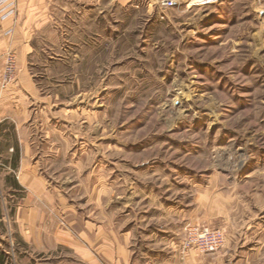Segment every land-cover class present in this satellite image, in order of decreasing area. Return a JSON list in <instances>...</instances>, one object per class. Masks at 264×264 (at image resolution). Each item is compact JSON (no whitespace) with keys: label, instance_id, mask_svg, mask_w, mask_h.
Listing matches in <instances>:
<instances>
[{"label":"rangeland","instance_id":"rangeland-1","mask_svg":"<svg viewBox=\"0 0 264 264\" xmlns=\"http://www.w3.org/2000/svg\"><path fill=\"white\" fill-rule=\"evenodd\" d=\"M94 1L57 0L32 41L27 167L51 200L7 188L1 136L0 264H264V0ZM204 229L222 246L185 249Z\"/></svg>","mask_w":264,"mask_h":264},{"label":"crops","instance_id":"crops-1","mask_svg":"<svg viewBox=\"0 0 264 264\" xmlns=\"http://www.w3.org/2000/svg\"><path fill=\"white\" fill-rule=\"evenodd\" d=\"M56 1L15 0L17 7L16 17L6 20L0 19V52L5 53L11 50L18 57L17 80L7 90H3V92L0 90V138L1 136H10L11 140L19 141V144L12 145V154L10 162L7 164V169L14 173L20 172V176L16 178L17 180L13 176H10L8 180L11 181L12 186L7 184V188L16 190L19 188L30 190L31 188L32 191L36 186L41 192V196L46 193L48 199H50V196L45 192L46 189L43 191L41 188V186L43 187V181L37 176L36 167H33L31 171L27 167V156L29 155L27 149V60L34 52L32 41L35 39L37 31L47 26L49 11ZM84 1L87 3L82 5V10H87L88 12L95 11L94 0ZM128 2L129 0H115V4L121 9H124L128 5ZM111 7L112 5L107 9H103V12H111L113 9ZM1 72L2 63L0 62V75ZM31 85L29 81L28 89L29 87L31 88ZM104 249L105 251H109L106 247ZM113 258L116 259L117 257ZM122 258V256L118 258L117 264H134L128 251L125 253L124 258ZM108 259L109 261L112 259V250L109 251Z\"/></svg>","mask_w":264,"mask_h":264},{"label":"built area","instance_id":"built-area-1","mask_svg":"<svg viewBox=\"0 0 264 264\" xmlns=\"http://www.w3.org/2000/svg\"><path fill=\"white\" fill-rule=\"evenodd\" d=\"M217 0H207L206 4H211ZM15 0H0V19L16 17ZM175 6L172 0L162 2L164 9H170ZM0 62L2 63V72L0 75V90H6L17 79V55L9 50L0 54ZM191 238L187 241L185 249L199 250L201 252H214L218 250L224 242V234L221 231H211L210 229L197 230L194 234H190Z\"/></svg>","mask_w":264,"mask_h":264},{"label":"bare ground","instance_id":"bare-ground-1","mask_svg":"<svg viewBox=\"0 0 264 264\" xmlns=\"http://www.w3.org/2000/svg\"><path fill=\"white\" fill-rule=\"evenodd\" d=\"M204 0H194L190 6H194L196 4H200L201 2H203ZM218 1V0H217Z\"/></svg>","mask_w":264,"mask_h":264}]
</instances>
